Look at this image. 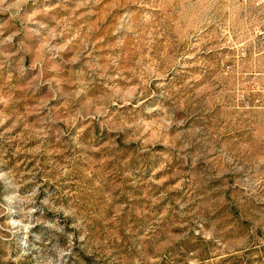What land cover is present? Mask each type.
<instances>
[{
	"label": "rangeland",
	"instance_id": "1",
	"mask_svg": "<svg viewBox=\"0 0 264 264\" xmlns=\"http://www.w3.org/2000/svg\"><path fill=\"white\" fill-rule=\"evenodd\" d=\"M0 264H264V0H0Z\"/></svg>",
	"mask_w": 264,
	"mask_h": 264
}]
</instances>
